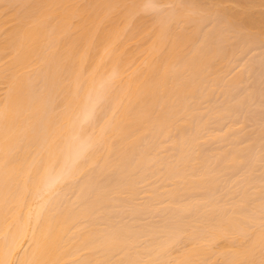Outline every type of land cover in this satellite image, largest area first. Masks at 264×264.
I'll return each instance as SVG.
<instances>
[{"label": "bare ground", "instance_id": "obj_1", "mask_svg": "<svg viewBox=\"0 0 264 264\" xmlns=\"http://www.w3.org/2000/svg\"><path fill=\"white\" fill-rule=\"evenodd\" d=\"M148 0H0V261L32 258V233L51 216L45 184L58 182L56 239L45 258L58 264L129 259L222 264L242 259L239 241L224 229L245 215L259 233L260 161L264 153V28L261 0H152L221 5L257 34L250 51L213 40L199 22L174 25L161 37L152 14L132 5ZM6 4L18 7L4 14ZM50 17L41 21V17ZM67 62L85 69L79 89L69 84ZM63 175L28 174L37 138L63 108ZM116 109L111 134L89 182L69 179L72 162L88 148L83 126L99 132ZM251 159V172L234 160ZM7 159L9 163L5 165ZM87 185L85 188L84 186ZM84 188L83 193L81 189ZM254 207L242 212L239 197ZM46 210L37 224L40 209ZM175 248L170 254L164 250ZM260 259L259 244L249 257Z\"/></svg>", "mask_w": 264, "mask_h": 264}, {"label": "snow or ice", "instance_id": "obj_2", "mask_svg": "<svg viewBox=\"0 0 264 264\" xmlns=\"http://www.w3.org/2000/svg\"><path fill=\"white\" fill-rule=\"evenodd\" d=\"M261 3L264 5V0H261ZM17 7V5L13 4L4 5V14L7 15ZM125 7H132L133 9L138 8L143 13L152 14L155 17L156 26L160 30L161 37L171 39L174 25L181 22L187 25L192 21H196L199 22L203 28L208 29V35L212 37L213 40L224 44L236 45L250 51L251 48L255 46L257 40V34L254 29L248 27L242 20L228 15L222 10L221 5H203L183 2L177 4H164L148 0V2L141 5ZM48 19H50V17H41V21H47ZM259 42L260 46L264 48V28L260 31ZM57 71L58 73L68 72L71 77L68 83L75 84L77 89L82 87V77L85 69L79 67L75 63L69 64L65 62ZM262 72H264V69H262ZM261 83L262 88H264V79H262ZM75 99V94L69 90L61 100L63 108L57 113L56 118L47 122L42 135L37 138L36 155L33 156L31 160L25 161L28 166L29 175H31L33 171L39 173L41 169L43 170V174L46 175H51L54 172L63 175L65 168L68 167L67 159L63 157L60 145L62 141V130L65 125L64 116L72 108ZM116 111V109H113L110 115L106 113L101 115L93 109L89 115V119L103 120L98 133L95 129L89 133L81 126L76 135L77 137L86 136L89 140V145L88 148L81 152L72 162L69 179L79 183L80 180L88 176L89 182L92 181L93 177L90 176L89 173L94 171L100 157L90 156L89 153L103 148L109 141L110 134L113 143L119 138V125L116 120ZM4 163L7 165L9 161L5 159ZM234 163L237 165V171L246 170L247 172H251L252 170L253 162L251 159L241 157L235 159ZM260 167L259 233L257 234L254 218L250 215H245L242 220L238 221L235 228L228 227L224 229L226 235L232 236L234 240L239 241V243L235 244L229 251L235 255H239L243 252L244 258L225 259L222 264H264V153H262L261 156ZM84 187L86 188L87 185ZM44 191L47 197L46 204L51 210V216L47 221L46 227L41 229L39 234L33 230L32 258L21 261V264H58L56 261L45 258L56 239L53 220L56 214L57 204L62 195L68 197L70 195H76V193L74 191L68 193L63 184L55 181L46 183ZM83 191L84 188L81 189L82 193ZM236 206L242 212L250 207H254L252 200L243 196L238 198ZM49 209L44 207L40 209V214H38L37 219L38 225L43 212ZM257 243L259 244L260 251V259L258 261L249 258L255 252ZM164 251L170 254L172 251H175V248L169 246ZM158 256L159 253L157 254V258L149 257L148 259L137 258L117 261H96L95 264H200V262L191 259H159ZM0 264H6V262L0 261Z\"/></svg>", "mask_w": 264, "mask_h": 264}]
</instances>
